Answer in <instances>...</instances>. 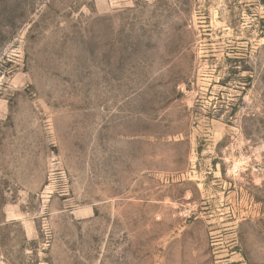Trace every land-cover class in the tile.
<instances>
[{"label": "rangeland", "instance_id": "rangeland-1", "mask_svg": "<svg viewBox=\"0 0 264 264\" xmlns=\"http://www.w3.org/2000/svg\"><path fill=\"white\" fill-rule=\"evenodd\" d=\"M0 264H264V0H0Z\"/></svg>", "mask_w": 264, "mask_h": 264}]
</instances>
